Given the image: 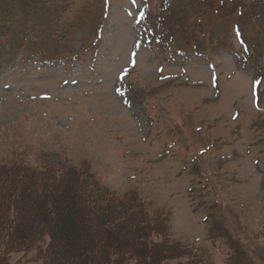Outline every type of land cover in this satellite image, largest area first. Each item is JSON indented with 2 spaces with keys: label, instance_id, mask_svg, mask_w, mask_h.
Wrapping results in <instances>:
<instances>
[{
  "label": "rangeland",
  "instance_id": "rangeland-1",
  "mask_svg": "<svg viewBox=\"0 0 264 264\" xmlns=\"http://www.w3.org/2000/svg\"><path fill=\"white\" fill-rule=\"evenodd\" d=\"M9 4L0 162H87L137 195L157 233L129 264H228L216 227L264 264V0ZM43 241L9 261L49 264Z\"/></svg>",
  "mask_w": 264,
  "mask_h": 264
},
{
  "label": "trees",
  "instance_id": "trees-1",
  "mask_svg": "<svg viewBox=\"0 0 264 264\" xmlns=\"http://www.w3.org/2000/svg\"><path fill=\"white\" fill-rule=\"evenodd\" d=\"M10 1L0 0V34L18 23L19 12ZM20 13L25 14L21 8ZM139 199L107 189L87 162H0V264H12L10 252L43 244L45 236L50 238L49 264H129L142 253L145 257L146 238L156 224ZM214 230L212 237L222 233L217 238L228 246V264H255L239 241L222 228ZM195 262L211 264L200 256Z\"/></svg>",
  "mask_w": 264,
  "mask_h": 264
}]
</instances>
